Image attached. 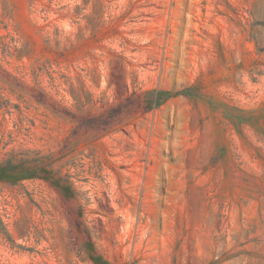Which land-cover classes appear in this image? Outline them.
Listing matches in <instances>:
<instances>
[{
    "label": "rangeland",
    "instance_id": "1",
    "mask_svg": "<svg viewBox=\"0 0 264 264\" xmlns=\"http://www.w3.org/2000/svg\"><path fill=\"white\" fill-rule=\"evenodd\" d=\"M46 4L0 0V264H264V0Z\"/></svg>",
    "mask_w": 264,
    "mask_h": 264
},
{
    "label": "trees",
    "instance_id": "2",
    "mask_svg": "<svg viewBox=\"0 0 264 264\" xmlns=\"http://www.w3.org/2000/svg\"><path fill=\"white\" fill-rule=\"evenodd\" d=\"M52 1L53 0H49V5L52 4ZM49 5H45V8L43 10V12L45 13V15L48 14L49 12ZM46 21L49 20L48 16H46ZM49 23V21H48ZM33 177H31V175H27V176H24V177H19L17 176V174L15 173V171H13L12 169H9L5 166H0V181H6V182H10V183H17L21 180H24V179H31Z\"/></svg>",
    "mask_w": 264,
    "mask_h": 264
}]
</instances>
